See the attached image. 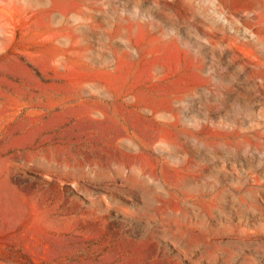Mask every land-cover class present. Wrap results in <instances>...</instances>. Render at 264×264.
<instances>
[{"label":"rangeland","instance_id":"obj_1","mask_svg":"<svg viewBox=\"0 0 264 264\" xmlns=\"http://www.w3.org/2000/svg\"><path fill=\"white\" fill-rule=\"evenodd\" d=\"M0 264H264V0H0Z\"/></svg>","mask_w":264,"mask_h":264}]
</instances>
